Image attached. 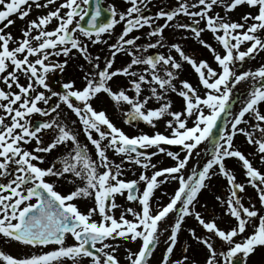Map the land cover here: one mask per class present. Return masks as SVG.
I'll return each mask as SVG.
<instances>
[{
    "label": "snow or ice",
    "instance_id": "6c2138e0",
    "mask_svg": "<svg viewBox=\"0 0 264 264\" xmlns=\"http://www.w3.org/2000/svg\"><path fill=\"white\" fill-rule=\"evenodd\" d=\"M126 3L121 11L108 6L107 17L101 19L105 11L101 0H95L90 11V0H0V84L4 85L0 86V238L37 249L19 256L0 249V264H121L122 247L126 264H151L161 236L165 247L157 264H199L189 254L191 245H180L182 230L207 249L205 264H247L250 254L264 248V214L251 197L246 206L242 195L252 186L264 206V171L235 144L238 135L245 137L264 163V63L240 70L264 51L260 35L264 0H178L176 6L160 7L155 13H148L151 0ZM244 6L256 12L233 19L230 14ZM34 8L47 11L28 21L20 37L5 31L15 23L11 17L24 20ZM182 16L191 22H182ZM86 18L87 25L82 23ZM52 24L55 27H49ZM119 24L122 31L109 43ZM167 29L180 30L182 40L194 38L209 50L217 67L187 52L181 42L169 41ZM209 31L222 50L203 38ZM100 43L108 47L103 58L90 51L91 45ZM151 49L157 51L149 54ZM118 54L130 59L114 67ZM76 55L89 65L88 69L80 65L83 85L77 88L75 80H68L54 89L49 75L62 74ZM61 56L63 61L52 59ZM185 64L197 74L198 86L180 79ZM120 76L124 84L114 87V78ZM21 77L27 83H21ZM242 82H250L245 98L238 110H230L234 90ZM101 93L116 105L129 106L124 112L129 125L143 121L156 128L158 121L171 117L165 120L166 131L129 135L106 110L93 106ZM170 93L183 98L182 110H173ZM152 101L158 106H149ZM62 105L77 119H70ZM225 113L229 119L217 138L213 130ZM34 115L46 119L35 123ZM81 132L88 143L81 141ZM205 142L209 147L199 151ZM165 145L182 146L184 155ZM62 146L65 150L48 160ZM109 151L120 157L119 162ZM161 154L174 163L159 167L153 161ZM193 159L196 164L185 175ZM229 159L242 165L244 182H238L227 166ZM135 168L140 169L136 179L123 178L127 171L135 174ZM217 175L226 179L227 186L225 195L215 199L222 216L236 222L228 228L219 226L222 217L215 212L206 218L200 210L207 209L200 194ZM61 180L71 185L66 194L57 190ZM173 181L178 187L170 196L164 193L168 202L156 198L154 206L156 191ZM118 196L138 207L118 204ZM79 199H90L92 206L82 211ZM118 208L123 211L117 217ZM188 218L196 224L185 229ZM216 240L226 250L218 252ZM129 243L138 246L133 250L126 247ZM45 247L49 250L42 251Z\"/></svg>",
    "mask_w": 264,
    "mask_h": 264
},
{
    "label": "rangeland",
    "instance_id": "374dc122",
    "mask_svg": "<svg viewBox=\"0 0 264 264\" xmlns=\"http://www.w3.org/2000/svg\"><path fill=\"white\" fill-rule=\"evenodd\" d=\"M166 1L169 3H166ZM166 1H165V5H167V6H176V4L178 3V0H166ZM41 2H43V0H41ZM59 2H60V0H57V3H59ZM104 5L106 7L111 6V5H115L118 11L125 10L128 7L126 0H104ZM158 5H162V4H156L155 9H157V7H159ZM215 10L220 11V9H215ZM46 11H47V9L37 10L34 8L32 13L29 15V17H27L24 20L19 19L17 16H13L11 18L15 21V23L12 26L6 28L5 31L11 32L13 34V36H15V37H20L21 36V29L27 25L28 21L36 18V16L38 14H43ZM248 11L255 13L256 9H252V8H248L247 6H244V7L238 8L235 12L231 13L230 15L232 16L233 19H240L241 15L245 12H248ZM180 20L183 22H191L190 18L183 17V16L180 17ZM160 23H163V21L161 20ZM0 26H2V25H0ZM49 27H55V24H52ZM122 28H123V24L117 25L115 27V30H114V35L119 34L121 32ZM145 30L148 31L147 29H145ZM165 35L169 41L181 42L185 46V50L191 54H194V56L197 57L198 59L208 60L209 63L214 68L217 67L216 63L213 59V56L211 55L209 50L202 47L194 38L182 40L180 38L184 35V33H182L180 30L173 32L171 29H167ZM188 35H191V34L189 33ZM260 35L262 37H264V33H260ZM203 38L208 40L209 43H212L213 46L216 47L218 51L222 50L220 48L219 44L213 38V34L210 31L203 33ZM247 46L248 45H244L242 47H247ZM101 49H102V46H100V44H99L96 47L93 46L92 48H90V51L93 54V56H95V55L101 54L100 53ZM156 51H157L156 49H151V50H149V54H154ZM159 51H166V50L165 49H159ZM173 54H175V53H173ZM102 57H105V56H102ZM177 58L179 59V57H177ZM52 59L53 60L59 59V60L63 61L65 59V57H63V56H61L59 58L53 57ZM262 63H264V51H261L258 54H256L253 59L247 60L246 63L243 64V66L240 70H246L248 68L255 69V68L259 67ZM81 64L84 65L85 69L89 68V65L84 61V59L81 56H79V55L73 56L69 60V64H68L66 70L62 74L59 71H57L56 73H52L49 75V83L52 85V87L54 89L59 90L56 87V85H54V81H55L54 78L56 76H59L60 83L64 82V81H68V80H75L76 81V87L77 88L81 87L84 83L83 80L81 79V77L84 75V73L80 69ZM102 64L103 63H101V66L103 67ZM186 65H187L186 76L180 75V79H187L191 83H193L194 86H198L197 74L191 68L190 65H188V64H186ZM114 67H121V66H120V64H118V66L114 65ZM21 83H27V81L23 77H21ZM122 83H123V79H122V76H120V77L114 78L113 86L115 87L116 85H122ZM249 83L250 82H242L234 90V95H233L232 100H235V104L231 110L236 111L239 109V107L241 106L242 100L245 98L244 94L249 87ZM0 86H4V85L0 84ZM177 86H179V80L177 81ZM169 97L172 100L173 110H176V111L182 110L183 98H181L180 96H178L175 93H170ZM92 103H93V106L96 107L98 110H100V109L106 110L110 119H112V121L118 127L123 128L125 130V132L128 133L129 135H137L140 132H147L149 134H152L156 130L165 132L166 131L165 120L171 118V117H166L165 119L158 121L156 128H152L151 126L147 125L146 123L143 124L140 122H135L132 125H129V124L125 123V116H124V112H126L128 110V107H129L127 104L116 105L106 94H103V93H101L97 99H94L92 101ZM149 106H158V105L156 104L155 101H152V102H150ZM262 107H264V105H262ZM62 109H63V112L67 116L70 117V119H73V120L77 119L75 117V115L73 113H70L69 110L65 106L62 105ZM31 119L34 121L36 119L44 120L46 118L42 117L40 115H34ZM191 124H192V121H189V126H191ZM79 127L80 126L77 125L78 129H79ZM80 139L83 143H88V141L86 140V138L84 137L82 132L80 134ZM235 144L242 151H244L246 155L249 156V159L253 160V163L257 168H259L261 171H264V163H261L259 158L257 156H255L256 149L252 145H250L246 142L245 137L238 135L235 139ZM165 147L169 151L179 152L181 154V156L184 155V150H183L182 146H180V145H165ZM207 147H209L208 142L202 143L199 146V151L203 152V150ZM89 148L91 149L93 155L95 156V149L93 148V146L90 143H89ZM64 150L65 149L62 146L59 150L54 151L53 154H50L48 156V160H52L55 155L59 154L60 152H63ZM109 156L112 159L116 160L117 162H119V160H120V157L112 151H109ZM153 162L158 163L159 167L171 166L174 163V161L171 158L167 157L164 154H161L160 156L154 158ZM203 162H205V161L202 158L201 163H203ZM226 163H227V166L236 173L238 182H244L246 177H245L244 170H243L240 162H238V160H235V159H229L226 161ZM195 164H196V161H195V159H193L190 162V164L188 165V167L185 169V175L190 174L191 169ZM41 166L46 167L47 164H44ZM134 171H135V174L133 171H127L126 175L123 178H125V179H136L138 177L140 169L135 168ZM150 174H151V171H149V175ZM51 179L55 180L54 177ZM208 183L210 184V187L203 190L202 193L200 194V197H199L201 204H207V209H200V210L203 212V214L205 215L206 218L209 217L213 212H215V214L217 216L222 217L221 219L217 220L219 226L221 228H228V227L232 226V225L226 224V219H228L230 217L222 216L223 209L220 207V205L218 204V202L215 199L216 195H225L227 181L222 176L217 175V176L213 177ZM142 187H143V184H141V188ZM176 187H178V185L175 181L161 185V187L155 193V197L153 198V205L154 206L156 205V202H157L156 198H161V197H162L161 202L167 203L169 197L165 196L164 193L167 192L170 196L171 194L174 193V190ZM57 190L66 194L67 192H69L71 190V185H69V184L65 183L63 180H61V181L57 182ZM242 195L244 196V203L246 206L250 203L248 197H251V203L255 204V207L257 209H261V214H264V206H262L260 204L255 188H253L252 186H247L246 191L244 193H242ZM76 202L78 204V207H80V209L82 211H86L88 207L92 206V201L90 199H79ZM256 202H258V205H256ZM117 203L120 205H123V206L138 207V205L135 203L130 204V202L126 201L125 197H123V196L117 197ZM121 211H123V208H118L116 210L117 217L120 215ZM128 218L131 219L132 217L129 216ZM169 220L171 221L172 217H170ZM257 223H258V221H257ZM195 224H196V222L194 221V219L188 218L187 223L184 225V228L186 229L189 225H195ZM201 231H202V229H198V232H201ZM164 239H165V237L161 236V244L158 246L157 250L155 251L154 256L152 257V260H151V264H157V261L160 259L161 254H162L164 247H165V245L163 243ZM237 239L239 240L240 237H237ZM72 242H73L72 238L69 236L68 237V243H72ZM179 242H180V245L190 244L191 248H190L189 254L191 256H193L197 261H199V264H205L206 257L208 255L207 249L204 246L199 245L195 241H193L190 234L186 230H182L181 233L179 234ZM180 245H178V247L175 249L177 257H179L180 253H181ZM137 246L138 245L136 243H129L126 245V247H130L133 250H135L137 248ZM215 247L217 248L218 252L221 250H226V246H222V244L219 240H216ZM0 249L4 250L6 252H9L13 255H17V256L23 255L26 253L37 252L36 248H26L23 245H20V244L15 243V242L7 243V242H5V240L3 238H0ZM47 250H49L48 247H45L42 249V251H47ZM118 255H119V258L121 260V264H126L125 247H122L119 250ZM247 264H264V257L261 256L260 253H257L255 251L254 254H250V256L247 260Z\"/></svg>",
    "mask_w": 264,
    "mask_h": 264
},
{
    "label": "flooded vegetation",
    "instance_id": "af4514ba",
    "mask_svg": "<svg viewBox=\"0 0 264 264\" xmlns=\"http://www.w3.org/2000/svg\"><path fill=\"white\" fill-rule=\"evenodd\" d=\"M160 1H162V0H151L150 6H149V9H148V13H155L156 11H158V9L160 7H168V6H159V7H157V9H155L156 6H154V5H156V3L159 4ZM168 8H171V7H168ZM145 29H147V28H145ZM132 35H135V32H133ZM115 40H116V38H113V39L109 40V43H112ZM144 41L145 40L142 39L140 42L143 43ZM102 45L105 47V49L103 50V55H107L108 54V47H107V45H105L103 43H102ZM129 59H130V57H128L127 55H119L118 54V57L116 58V61H115V65L116 66H118V64H120V66L125 65L129 61ZM186 69H187V65L185 64L184 70L181 72L180 75L186 76ZM122 79H123V83H122V85H123L124 82H125V78L122 77ZM129 94H131V93H129Z\"/></svg>",
    "mask_w": 264,
    "mask_h": 264
},
{
    "label": "water",
    "instance_id": "95a60500",
    "mask_svg": "<svg viewBox=\"0 0 264 264\" xmlns=\"http://www.w3.org/2000/svg\"><path fill=\"white\" fill-rule=\"evenodd\" d=\"M101 2H102V0H101ZM94 5H95V0H90V6L88 7V10L90 11V10L94 9ZM107 15H108V13H107V10L105 9L104 14L102 15L101 19H105L107 17ZM82 23H84L85 25H87V18ZM230 107L231 106H229V108ZM227 117L228 116H227L226 113L225 114H222L221 119L218 121L219 127H217L216 129L213 130L215 137L218 138V136L222 132V130H223V124H224V121L227 119Z\"/></svg>",
    "mask_w": 264,
    "mask_h": 264
},
{
    "label": "bare ground",
    "instance_id": "6f19581e",
    "mask_svg": "<svg viewBox=\"0 0 264 264\" xmlns=\"http://www.w3.org/2000/svg\"><path fill=\"white\" fill-rule=\"evenodd\" d=\"M256 205H258V202H256ZM235 223H236L235 220L233 218H231V217L226 219V224L227 225H234ZM249 231H251V229H249ZM256 252L260 253V255L264 257V248L258 247L256 249Z\"/></svg>",
    "mask_w": 264,
    "mask_h": 264
}]
</instances>
